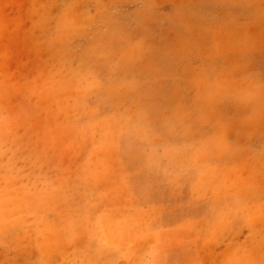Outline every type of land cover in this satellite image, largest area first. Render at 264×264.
Wrapping results in <instances>:
<instances>
[{
    "label": "rangeland",
    "instance_id": "374dc122",
    "mask_svg": "<svg viewBox=\"0 0 264 264\" xmlns=\"http://www.w3.org/2000/svg\"><path fill=\"white\" fill-rule=\"evenodd\" d=\"M260 82L264 0H0V264H264Z\"/></svg>",
    "mask_w": 264,
    "mask_h": 264
},
{
    "label": "crops",
    "instance_id": "0c3cea01",
    "mask_svg": "<svg viewBox=\"0 0 264 264\" xmlns=\"http://www.w3.org/2000/svg\"><path fill=\"white\" fill-rule=\"evenodd\" d=\"M190 25L188 26L187 30V38H186V47L188 49L187 56L188 60L191 63H200V64H209L208 69H206L207 73L210 74L207 76L210 80H213L214 82L220 81V84L222 83V78L224 76V73L221 72L222 69L218 65L220 62L225 59L224 52H226L225 48H230V44H226L225 41L221 38L220 31L221 27L215 23H211V25L202 24V26H197L198 24L195 21L190 20ZM263 73L259 74L258 76L261 77ZM252 77H256L255 75ZM257 79V78H252ZM261 80V79H260ZM219 83V82H218ZM194 88L200 89L203 92L204 87H209V83L207 82H200V83H193L192 84ZM229 85V84H228ZM264 84L260 82V89L254 91H247L238 89L235 86H226L223 85L221 89L222 95L228 94L233 96L232 97V107L228 108L231 110L240 111L243 110L244 107H242V104L245 105L248 103V107L245 109L250 110H256L264 107ZM260 91V92H259ZM201 92V93H202ZM230 96V97H231ZM213 104L217 106V109H222L220 106L223 104V98L216 99V101L213 99ZM193 108H201L203 109V106H198V104L193 105ZM199 141H203L200 139ZM119 254L124 253L123 248H121L118 251ZM122 260V259H121ZM118 262V264H128L126 261Z\"/></svg>",
    "mask_w": 264,
    "mask_h": 264
}]
</instances>
